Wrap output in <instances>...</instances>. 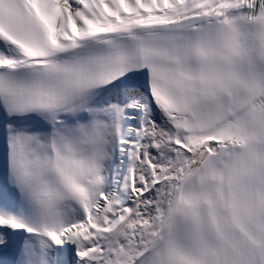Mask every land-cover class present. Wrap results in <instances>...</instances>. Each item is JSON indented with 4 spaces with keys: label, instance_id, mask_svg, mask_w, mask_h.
Instances as JSON below:
<instances>
[{
    "label": "snow or ice",
    "instance_id": "obj_1",
    "mask_svg": "<svg viewBox=\"0 0 264 264\" xmlns=\"http://www.w3.org/2000/svg\"><path fill=\"white\" fill-rule=\"evenodd\" d=\"M0 264H264V0H0Z\"/></svg>",
    "mask_w": 264,
    "mask_h": 264
}]
</instances>
